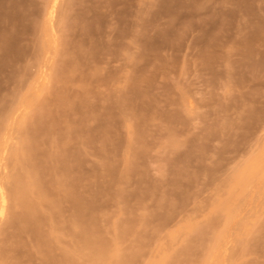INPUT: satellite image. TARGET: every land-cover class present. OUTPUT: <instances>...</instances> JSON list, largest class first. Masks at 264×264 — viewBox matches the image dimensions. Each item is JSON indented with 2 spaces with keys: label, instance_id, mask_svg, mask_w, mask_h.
<instances>
[{
  "label": "rangeland",
  "instance_id": "rangeland-1",
  "mask_svg": "<svg viewBox=\"0 0 264 264\" xmlns=\"http://www.w3.org/2000/svg\"><path fill=\"white\" fill-rule=\"evenodd\" d=\"M2 205L0 264H264V0H0Z\"/></svg>",
  "mask_w": 264,
  "mask_h": 264
},
{
  "label": "bare ground",
  "instance_id": "bare-ground-1",
  "mask_svg": "<svg viewBox=\"0 0 264 264\" xmlns=\"http://www.w3.org/2000/svg\"><path fill=\"white\" fill-rule=\"evenodd\" d=\"M28 152L22 156L21 161L17 162L18 167H23L25 164V161L33 157L37 154V148L33 144L32 139L29 138L26 143ZM41 186V181L38 177H35L33 175H30L29 178L24 179L21 176L15 177L13 181V189L12 194L17 199H21L23 206L26 208V212L21 218V222L26 225L27 229L32 232L34 235L38 236V228L37 223L39 221L38 219V209L41 206V204L46 199L45 193H42L39 191V188ZM31 191H36L35 198L36 200L33 202H28L27 197ZM3 202V200H1ZM3 205L0 207V216L3 214ZM80 239L85 238V234L79 235ZM65 263V262H64ZM67 263V262H66Z\"/></svg>",
  "mask_w": 264,
  "mask_h": 264
}]
</instances>
